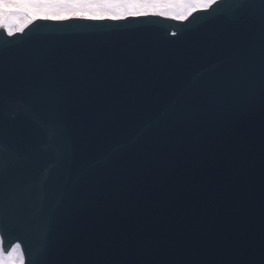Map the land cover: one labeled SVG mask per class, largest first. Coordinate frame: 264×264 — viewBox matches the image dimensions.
Returning a JSON list of instances; mask_svg holds the SVG:
<instances>
[{"label":"water","instance_id":"obj_1","mask_svg":"<svg viewBox=\"0 0 264 264\" xmlns=\"http://www.w3.org/2000/svg\"><path fill=\"white\" fill-rule=\"evenodd\" d=\"M229 6L0 31L6 248L26 264H264V46Z\"/></svg>","mask_w":264,"mask_h":264},{"label":"snow or ice","instance_id":"obj_2","mask_svg":"<svg viewBox=\"0 0 264 264\" xmlns=\"http://www.w3.org/2000/svg\"><path fill=\"white\" fill-rule=\"evenodd\" d=\"M217 2L218 0H0V29L8 37H13L23 33L36 21L57 25L85 21L97 25L162 17L183 23L198 11L212 8ZM232 4L236 7H227L226 13H254L259 23L261 46H264V0H232ZM260 75L264 83V51L261 52ZM11 213L3 184L0 183V264H25L20 242L14 243L10 249L3 244ZM47 252L46 244L45 258Z\"/></svg>","mask_w":264,"mask_h":264}]
</instances>
